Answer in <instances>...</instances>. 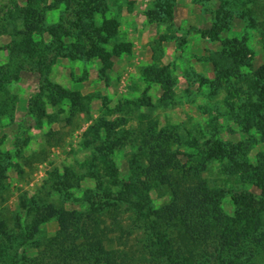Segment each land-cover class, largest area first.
Returning a JSON list of instances; mask_svg holds the SVG:
<instances>
[{"label": "rangeland", "instance_id": "374dc122", "mask_svg": "<svg viewBox=\"0 0 264 264\" xmlns=\"http://www.w3.org/2000/svg\"><path fill=\"white\" fill-rule=\"evenodd\" d=\"M33 3L38 15L31 37L44 62L29 59L5 85L14 109L0 120V262L12 251L10 264L22 255L35 258L34 245L58 231L55 218L42 217L45 206L85 217L89 196L114 195L129 179L144 178L148 159L161 155L170 174L184 180L196 172L208 190L220 193L226 217L237 209L232 196L260 195L254 177L237 172V165L264 167V106L249 102L264 65V0ZM28 6L27 0H0V76L17 61L5 19ZM213 25L216 36L202 34ZM93 41L100 55L91 52ZM231 44L246 49L249 66L230 55ZM211 144L229 157L206 161ZM168 189L150 191L153 209L171 203Z\"/></svg>", "mask_w": 264, "mask_h": 264}, {"label": "trees", "instance_id": "16d2710c", "mask_svg": "<svg viewBox=\"0 0 264 264\" xmlns=\"http://www.w3.org/2000/svg\"><path fill=\"white\" fill-rule=\"evenodd\" d=\"M27 3L28 7L10 12L3 27L11 37L10 56L17 61L13 67L12 62L7 64L0 76V91L5 97L0 100V120L3 116L12 115L14 109L5 86L8 77L11 74L15 77L17 68L21 69L35 56L39 66L44 62L43 49L31 37V33L37 31L38 12L33 0H27ZM218 32L219 27L213 25L202 34L214 37ZM98 47L97 41L91 42L93 54L100 55ZM230 48L231 56L238 57L249 66L245 60L246 49L233 44ZM37 70L42 73L40 67ZM250 88L253 97L249 101L250 107L258 109L264 106V65L256 71ZM163 156L148 159L147 167L142 171L144 178L129 179L114 195L102 191L95 201H90L89 196L85 217H77L52 205L45 206L41 210L45 213L42 217L55 218L59 229L52 237L42 238L34 245L37 249L35 258L22 255L19 264H187L199 258L206 264L211 261L212 264H264L263 165L261 168L245 163L237 165V172L250 179L254 177L260 195L232 196L231 202L237 209L233 216L226 217L220 207V193L208 190L196 172L188 173L184 180L175 173L170 174ZM204 156L206 161L226 159L229 152L224 147L211 144ZM174 176L181 186H173ZM159 187L169 188L172 200L170 204L153 209L150 191ZM256 206L261 208V212L255 211ZM242 207L248 210L247 215L241 211ZM98 214H105L109 222L98 220ZM125 214L127 220L123 223ZM34 231L38 232L36 227ZM132 233L144 235V242L132 238ZM32 236L33 233H29L28 238ZM23 241L22 245H26L27 237ZM2 254L5 256L4 252ZM13 256L12 251L4 261L6 263L0 264H10Z\"/></svg>", "mask_w": 264, "mask_h": 264}]
</instances>
